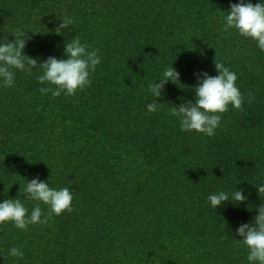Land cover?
<instances>
[{
  "label": "trees",
  "instance_id": "obj_1",
  "mask_svg": "<svg viewBox=\"0 0 264 264\" xmlns=\"http://www.w3.org/2000/svg\"><path fill=\"white\" fill-rule=\"evenodd\" d=\"M239 2L0 0V44L24 31L22 54L38 62L30 73L14 69L11 87L0 80V203L19 199L29 216L39 205L43 220L49 206L24 191L39 178L68 188L74 209L27 230L0 224V264H249L237 229L264 205V51L224 30ZM64 17L75 24L58 34ZM75 36L99 50L91 84L42 95L55 86L38 81L39 64L67 59ZM215 60L236 73L242 110L229 105L212 137L181 131L169 112L195 103L202 74L218 75ZM171 66L179 81L156 100L148 86ZM241 189L243 202L214 210L208 201Z\"/></svg>",
  "mask_w": 264,
  "mask_h": 264
},
{
  "label": "clouds",
  "instance_id": "obj_2",
  "mask_svg": "<svg viewBox=\"0 0 264 264\" xmlns=\"http://www.w3.org/2000/svg\"><path fill=\"white\" fill-rule=\"evenodd\" d=\"M225 21V31L237 30L241 36L257 41L259 49L264 51V3L252 4L240 0L239 3L231 5V11L227 13ZM74 24V19L64 17L62 23L56 28V32L60 34L63 29H68ZM27 39L30 37L26 36V32L18 30L15 42H8L5 39L7 42L0 44V80L6 88L14 84V69L30 73L38 65L36 59L22 54ZM88 49L89 46L82 44L80 37L75 36L65 45L67 59L49 57L39 64L42 74L37 77L38 81L41 84L48 83L55 86L40 88L41 94L51 93L53 97H59L61 93H64L75 96L77 91L89 86L91 84L90 73L95 71L101 60L98 49L90 51ZM214 62L218 75L202 74L203 79L195 88V103L189 101L172 108L169 112V115L179 119L181 131H196L212 137L220 126L222 114L229 110V105L236 110H242L244 97L236 86V73L230 71L224 64L216 60ZM179 75V72L172 66L168 67L159 78L160 83L149 84L148 90L157 100L161 96L164 85L169 80L176 83L179 81ZM252 99L250 94L249 104L252 103ZM158 107L159 104L153 102L147 105V110L154 113ZM257 187L259 194L264 195V184ZM24 191L28 199L48 205L49 216L41 219L42 211L39 205L34 207L29 216L28 209L19 199H6L0 203V224L12 222L16 228L27 230L31 224H46L52 214L59 216L65 211L74 210L72 193L66 187L57 190L36 178L27 182ZM246 199L242 189L234 191L231 198L224 191L208 196V201L214 210L223 202L229 200L243 202ZM258 212L259 214L254 218V225L250 226L245 223L237 229V234L242 237L237 242L248 249L249 264H264V205L259 207ZM10 255L23 258L24 253L20 248L13 247Z\"/></svg>",
  "mask_w": 264,
  "mask_h": 264
}]
</instances>
